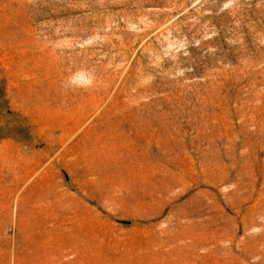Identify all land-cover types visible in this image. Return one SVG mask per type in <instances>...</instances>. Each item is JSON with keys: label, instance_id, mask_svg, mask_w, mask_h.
<instances>
[{"label": "rangeland", "instance_id": "1", "mask_svg": "<svg viewBox=\"0 0 264 264\" xmlns=\"http://www.w3.org/2000/svg\"><path fill=\"white\" fill-rule=\"evenodd\" d=\"M0 264H264V0H0Z\"/></svg>", "mask_w": 264, "mask_h": 264}, {"label": "clouds", "instance_id": "2", "mask_svg": "<svg viewBox=\"0 0 264 264\" xmlns=\"http://www.w3.org/2000/svg\"><path fill=\"white\" fill-rule=\"evenodd\" d=\"M95 77L91 72L77 71L73 73L65 82L66 88H89L93 86Z\"/></svg>", "mask_w": 264, "mask_h": 264}]
</instances>
